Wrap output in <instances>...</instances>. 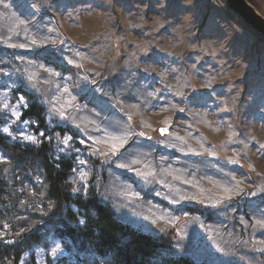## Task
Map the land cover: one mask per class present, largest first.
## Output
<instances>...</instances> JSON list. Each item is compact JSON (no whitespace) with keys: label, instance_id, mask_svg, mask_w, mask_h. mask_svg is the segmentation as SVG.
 I'll use <instances>...</instances> for the list:
<instances>
[{"label":"rangeland","instance_id":"obj_1","mask_svg":"<svg viewBox=\"0 0 264 264\" xmlns=\"http://www.w3.org/2000/svg\"><path fill=\"white\" fill-rule=\"evenodd\" d=\"M26 93L46 134L20 117ZM0 131L71 158L73 195L94 189L172 254L264 264V38L224 0H0ZM0 166V239L39 233L16 264L104 262L34 215L55 202L30 156L0 148ZM142 179L161 199L136 196Z\"/></svg>","mask_w":264,"mask_h":264},{"label":"trees","instance_id":"obj_2","mask_svg":"<svg viewBox=\"0 0 264 264\" xmlns=\"http://www.w3.org/2000/svg\"><path fill=\"white\" fill-rule=\"evenodd\" d=\"M25 93V92H24ZM27 94V93H26ZM29 103L22 109L21 119L34 121L35 131L46 134L49 130L45 107L32 95ZM60 134L75 132L61 125L52 128ZM0 148L16 161L31 157L42 170L47 183V194L55 202L49 217L43 218L45 224L60 225L61 238H67L81 254L91 253L104 258L102 264H209L196 263L185 255L172 254V240L166 235H151L121 221L109 204L102 202L94 189L89 188L85 194L73 195L68 177L73 171V160L68 157L53 159L48 146L42 141L38 146L21 145L9 142L0 131ZM2 166H0V175ZM2 180L0 178V193ZM76 208V212L72 210ZM190 211L200 212L196 207ZM82 219L80 223L79 219ZM41 225V224H40ZM39 226V225H38ZM39 240L36 228L19 235L11 241L0 239V264H16L29 244ZM82 264H101L98 260L90 262L84 257Z\"/></svg>","mask_w":264,"mask_h":264},{"label":"water","instance_id":"obj_3","mask_svg":"<svg viewBox=\"0 0 264 264\" xmlns=\"http://www.w3.org/2000/svg\"><path fill=\"white\" fill-rule=\"evenodd\" d=\"M229 10L241 18L254 32L264 38V16L247 0H224ZM160 133L167 132V127L158 129Z\"/></svg>","mask_w":264,"mask_h":264},{"label":"crops","instance_id":"obj_4","mask_svg":"<svg viewBox=\"0 0 264 264\" xmlns=\"http://www.w3.org/2000/svg\"><path fill=\"white\" fill-rule=\"evenodd\" d=\"M256 1V3H257V6H258V12L261 14V15H263L264 16V0H255ZM136 179V178H135ZM144 179H142V181H141V183H139V186L136 188L137 190H136V196L137 195H139L140 197H145V195H149V196H151V197H154V198H157V199H161V197H159V196H157L155 193H152V191L151 190H153L154 188H155V183H146V181L144 180ZM158 187L159 188H161L162 189V187L161 186H159L158 185ZM122 196V195H121ZM135 196V197H136ZM122 197H124L125 199L126 198H128L129 196H122ZM131 197V196H130ZM137 204V203H136ZM135 204V205H136ZM144 205H145V203L144 202H141V203H139V204H137V209H141V208H139L140 206H142V208H144ZM114 211V213H115V215L118 217V215H117V213L115 212V210H113ZM141 231H142V229H140ZM143 232H145V231H143ZM145 233H148V232H145ZM148 234H150V233H148Z\"/></svg>","mask_w":264,"mask_h":264},{"label":"snow or ice","instance_id":"obj_5","mask_svg":"<svg viewBox=\"0 0 264 264\" xmlns=\"http://www.w3.org/2000/svg\"><path fill=\"white\" fill-rule=\"evenodd\" d=\"M4 131H5V132H7V131H8V129H4Z\"/></svg>","mask_w":264,"mask_h":264}]
</instances>
